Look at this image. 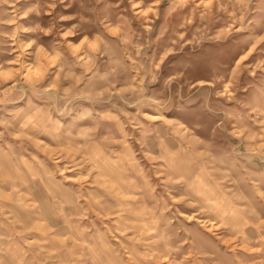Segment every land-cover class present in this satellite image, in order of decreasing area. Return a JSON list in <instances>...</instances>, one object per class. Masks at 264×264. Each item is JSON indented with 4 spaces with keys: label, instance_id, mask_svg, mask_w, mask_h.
Returning a JSON list of instances; mask_svg holds the SVG:
<instances>
[{
    "label": "rangeland",
    "instance_id": "rangeland-1",
    "mask_svg": "<svg viewBox=\"0 0 264 264\" xmlns=\"http://www.w3.org/2000/svg\"><path fill=\"white\" fill-rule=\"evenodd\" d=\"M0 264H264V0H0Z\"/></svg>",
    "mask_w": 264,
    "mask_h": 264
},
{
    "label": "bare ground",
    "instance_id": "bare-ground-1",
    "mask_svg": "<svg viewBox=\"0 0 264 264\" xmlns=\"http://www.w3.org/2000/svg\"><path fill=\"white\" fill-rule=\"evenodd\" d=\"M175 159H173V160H175ZM176 161L178 163H182V155L178 159H176ZM107 164L108 163H106V165H104V166L106 167ZM105 167H103V168H105ZM108 168L113 169L116 167L112 162H110L108 164ZM121 178L122 177H121V175H119L118 172L113 173L111 175V181L114 182V184L116 185L117 188L122 189L124 191L127 188V186L125 183L120 181ZM186 184L188 185L190 192L200 201L202 208H204L208 211H211L215 216H217L219 218L224 217V219L228 220V222L231 224V227L233 229L238 227V223L236 220L238 216H237L235 210L233 209L231 203L225 198L226 196L224 198L222 197V200H223L222 202L218 201V198L219 197L221 198V196H222V192L220 189H218V187L209 183L207 180H199L197 176L194 177L192 180H189V181L187 180ZM133 208L135 209V206ZM141 209H144V208H141ZM146 213L147 212L140 211V213L138 214V216H140L139 220L143 221V223H142L143 226H147L148 229H151V227L153 225L149 226L150 224H148V220L150 221V219L153 218V215L148 213V218H147L144 216ZM159 217L161 218V217H163V215H159ZM49 219H50V217H49ZM193 219H194V217L192 215H188L186 218L187 221H191ZM199 221L201 222V224H204L209 220L204 219V220H199ZM48 222L51 224L50 220H48ZM211 223H212V221H211ZM163 234H165V233H163ZM164 237H166V235H164ZM166 246H167V249H169L168 248V242H167Z\"/></svg>",
    "mask_w": 264,
    "mask_h": 264
}]
</instances>
